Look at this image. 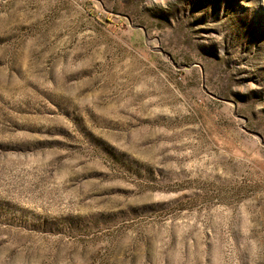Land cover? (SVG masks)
I'll use <instances>...</instances> for the list:
<instances>
[{"label": "rangeland", "instance_id": "rangeland-1", "mask_svg": "<svg viewBox=\"0 0 264 264\" xmlns=\"http://www.w3.org/2000/svg\"><path fill=\"white\" fill-rule=\"evenodd\" d=\"M0 264H264V0H0Z\"/></svg>", "mask_w": 264, "mask_h": 264}]
</instances>
